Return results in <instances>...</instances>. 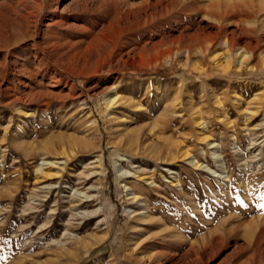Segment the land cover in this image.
<instances>
[{"label": "rangeland", "instance_id": "1", "mask_svg": "<svg viewBox=\"0 0 264 264\" xmlns=\"http://www.w3.org/2000/svg\"><path fill=\"white\" fill-rule=\"evenodd\" d=\"M0 264H264V0H0Z\"/></svg>", "mask_w": 264, "mask_h": 264}, {"label": "bare ground", "instance_id": "2", "mask_svg": "<svg viewBox=\"0 0 264 264\" xmlns=\"http://www.w3.org/2000/svg\"><path fill=\"white\" fill-rule=\"evenodd\" d=\"M39 8L42 10V8H43V5H39ZM245 55V54H244ZM242 56V60L245 58V56ZM229 67V63L226 61V62H224V64H223V66H222V68L223 69H227ZM115 101V98L114 99H111V100H108V101H106V106L107 107H110L111 105H112V103ZM210 145H212V147L211 148H214L213 146H214V144H210ZM183 155L184 156H182V157H186L187 156V154L186 153H183ZM213 156H215L216 157V154L215 153H213ZM192 163V162H191ZM50 164H52L53 165V163H49V165ZM57 165V163L55 162V166ZM194 165L195 166H197V167H200V166H202L200 163H198V162H195L194 163ZM51 167V166H50ZM41 176L43 177V178H46V177H50L51 176V173H50V169H46V170H41ZM56 177H60V173H58V172H55V178ZM134 197V196H133ZM135 198V197H134ZM82 200V199H81ZM80 200V201H81Z\"/></svg>", "mask_w": 264, "mask_h": 264}]
</instances>
